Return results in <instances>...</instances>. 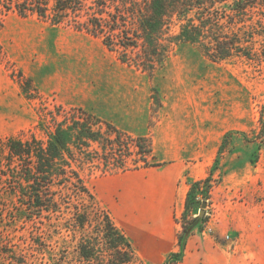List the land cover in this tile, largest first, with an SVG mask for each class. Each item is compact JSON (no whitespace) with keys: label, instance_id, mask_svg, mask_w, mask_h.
<instances>
[{"label":"rangeland","instance_id":"rangeland-1","mask_svg":"<svg viewBox=\"0 0 264 264\" xmlns=\"http://www.w3.org/2000/svg\"><path fill=\"white\" fill-rule=\"evenodd\" d=\"M181 98L200 115V158L195 167L200 179L214 168L223 137L233 135L215 165L210 198L186 218L185 206L174 210L180 234L189 224L183 250L174 252L183 254L177 264H264V147L252 164L256 144L249 142L256 139L264 105V62H213L197 47L181 45L162 68L148 73L123 63L100 38L72 25L54 27L37 17L11 14L0 30V143L32 135L43 139L40 124L50 128L53 115L59 114L61 121L88 113L102 122L101 128L115 127L131 144L132 156L125 166L134 171V161L139 160L135 140L146 135L151 143L159 142L163 132L156 127L163 112ZM121 173L125 172L113 165L103 169L98 162L83 166L82 176L101 207H116L117 197L112 199L105 186L122 178ZM190 182L183 180L184 185ZM5 190L0 186V264H19L9 257L16 253L18 259L20 254L25 257L23 264H54L57 259L60 264H84L71 235L47 238L51 250L35 245L34 241L46 244L40 235L47 227L45 220L26 219L27 213ZM171 254L137 255L145 264H166Z\"/></svg>","mask_w":264,"mask_h":264},{"label":"trees","instance_id":"trees-1","mask_svg":"<svg viewBox=\"0 0 264 264\" xmlns=\"http://www.w3.org/2000/svg\"><path fill=\"white\" fill-rule=\"evenodd\" d=\"M11 14L37 17L54 27L72 25L100 38L123 63H133L148 73L162 68L173 49L181 45L197 47L213 62L238 58L264 62V0H0V30ZM58 117L52 116L50 128L40 124L43 139L32 135L27 140L13 137L0 143V186L27 213L26 219L45 220L42 223L47 227L40 235L46 244H34L51 250L47 238L71 235L84 264H145L82 176L83 166L96 162L103 169L113 165L129 171L125 165L132 156L131 144L115 127L106 124V130L101 128L102 122L91 114L75 113L61 121ZM232 135L223 137L208 177L191 183L184 218L210 198L215 165ZM249 142L256 144L251 158L256 164L264 147V105L256 139ZM134 143L139 155L134 170L162 165L155 160L149 137H137ZM188 225L179 238L181 250ZM182 255L181 251L171 254L166 264L181 262ZM17 256L9 257L23 264L25 257ZM54 264H60L59 259Z\"/></svg>","mask_w":264,"mask_h":264},{"label":"crops","instance_id":"crops-1","mask_svg":"<svg viewBox=\"0 0 264 264\" xmlns=\"http://www.w3.org/2000/svg\"><path fill=\"white\" fill-rule=\"evenodd\" d=\"M185 104L183 98L175 105L166 104L169 112H163L156 127L162 128L163 136L159 142L153 139V155L162 165L121 173L122 178L105 186L117 201L115 208L107 204L104 209L136 253L148 252L152 258L176 252L181 234L174 210L183 211L191 183L205 179L195 169L200 158V115ZM185 178L191 179L189 186L184 185Z\"/></svg>","mask_w":264,"mask_h":264},{"label":"water","instance_id":"water-1","mask_svg":"<svg viewBox=\"0 0 264 264\" xmlns=\"http://www.w3.org/2000/svg\"><path fill=\"white\" fill-rule=\"evenodd\" d=\"M206 206H207V203L204 202V203L202 204V208L205 209ZM204 215H205L204 210H201L200 213H199V217L202 218Z\"/></svg>","mask_w":264,"mask_h":264}]
</instances>
